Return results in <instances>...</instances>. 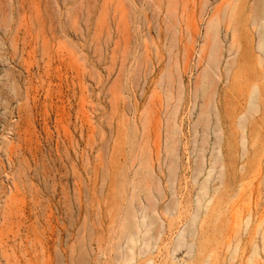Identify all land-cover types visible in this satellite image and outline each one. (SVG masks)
Segmentation results:
<instances>
[{
    "label": "rangeland",
    "instance_id": "obj_1",
    "mask_svg": "<svg viewBox=\"0 0 264 264\" xmlns=\"http://www.w3.org/2000/svg\"><path fill=\"white\" fill-rule=\"evenodd\" d=\"M263 22L0 0V264H264Z\"/></svg>",
    "mask_w": 264,
    "mask_h": 264
},
{
    "label": "bare ground",
    "instance_id": "obj_2",
    "mask_svg": "<svg viewBox=\"0 0 264 264\" xmlns=\"http://www.w3.org/2000/svg\"><path fill=\"white\" fill-rule=\"evenodd\" d=\"M262 29H263V35H264V22H263V27H262ZM260 49H261V50H264V40L260 43ZM130 238H131L132 243L135 244V241H136V239L138 238V236L135 235V234H131V235H130Z\"/></svg>",
    "mask_w": 264,
    "mask_h": 264
}]
</instances>
